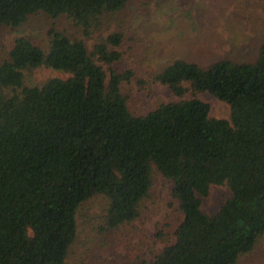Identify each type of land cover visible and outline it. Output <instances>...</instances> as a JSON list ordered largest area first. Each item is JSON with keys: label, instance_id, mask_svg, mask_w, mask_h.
<instances>
[{"label": "trees", "instance_id": "obj_1", "mask_svg": "<svg viewBox=\"0 0 264 264\" xmlns=\"http://www.w3.org/2000/svg\"><path fill=\"white\" fill-rule=\"evenodd\" d=\"M130 1L0 0V29L45 14L90 36ZM48 36L47 50L15 39L0 62V264H65L81 205L104 196L106 228L117 229L142 216L155 175L171 182L182 219L151 264H237L253 251L264 234V42L251 61L175 60L155 81L180 99L137 116L121 92L134 73L113 68L121 30L92 51ZM41 67L68 77L28 85L25 73ZM201 92L225 102L230 121L211 118ZM225 184L231 196L204 213L210 187Z\"/></svg>", "mask_w": 264, "mask_h": 264}, {"label": "rangeland", "instance_id": "obj_2", "mask_svg": "<svg viewBox=\"0 0 264 264\" xmlns=\"http://www.w3.org/2000/svg\"><path fill=\"white\" fill-rule=\"evenodd\" d=\"M90 36L69 18L33 15L16 29H0V62L15 39L27 37L48 49V31L56 29L85 42L89 51L100 36L122 31V56L113 64L120 73L134 75L121 84V92L133 115H145L162 103L178 101L156 75L175 60L208 66L222 59L251 61L264 42V0H132L114 14L104 15ZM105 70L107 66L98 63ZM68 75L41 67L25 73L28 85H40ZM209 105V116L230 121V107L208 92L196 95ZM191 97L188 93L185 98ZM172 184L155 175L151 195L137 220L107 230L108 200L95 196L77 213V238L65 264H151L163 248L174 242V230L182 216L171 198ZM231 196L225 185L211 186L202 199V211L216 213ZM237 264H264V234L253 251Z\"/></svg>", "mask_w": 264, "mask_h": 264}]
</instances>
